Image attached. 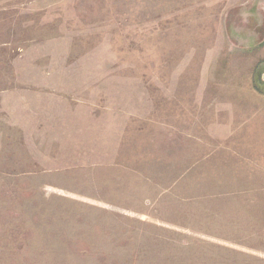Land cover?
Instances as JSON below:
<instances>
[{
	"label": "rangeland",
	"instance_id": "rangeland-1",
	"mask_svg": "<svg viewBox=\"0 0 264 264\" xmlns=\"http://www.w3.org/2000/svg\"><path fill=\"white\" fill-rule=\"evenodd\" d=\"M252 86L264 0H0V264H264Z\"/></svg>",
	"mask_w": 264,
	"mask_h": 264
},
{
	"label": "crops",
	"instance_id": "crops-1",
	"mask_svg": "<svg viewBox=\"0 0 264 264\" xmlns=\"http://www.w3.org/2000/svg\"><path fill=\"white\" fill-rule=\"evenodd\" d=\"M252 94L247 95V97L245 98V102H247L250 105L255 107V109H253V116L251 121H253V117H254V124L256 123V121L260 122V132H261V139H262V143L261 146L264 149V128L261 129V124L262 126H264V93H260L258 91H260V89L258 87H253L252 86ZM263 106V109H257V107H260L261 105ZM262 120V122H261ZM256 131V128L254 126V130L252 131V133H250V139H251V146L255 148L256 146V136L253 135V132ZM262 160V159H261ZM262 162H264V159L262 160ZM264 202V200L262 201Z\"/></svg>",
	"mask_w": 264,
	"mask_h": 264
}]
</instances>
